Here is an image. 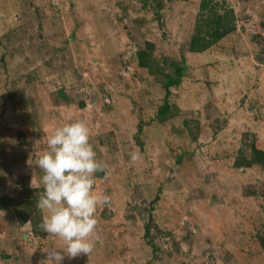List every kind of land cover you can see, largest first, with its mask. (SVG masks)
<instances>
[{
	"label": "rangeland",
	"instance_id": "obj_1",
	"mask_svg": "<svg viewBox=\"0 0 264 264\" xmlns=\"http://www.w3.org/2000/svg\"><path fill=\"white\" fill-rule=\"evenodd\" d=\"M74 120L109 201L63 264H264V0H0V264L63 251L37 162Z\"/></svg>",
	"mask_w": 264,
	"mask_h": 264
},
{
	"label": "clouds",
	"instance_id": "obj_2",
	"mask_svg": "<svg viewBox=\"0 0 264 264\" xmlns=\"http://www.w3.org/2000/svg\"><path fill=\"white\" fill-rule=\"evenodd\" d=\"M89 140L90 129L84 120L64 123L47 137V148L39 156L44 191L37 207L46 212L41 228L65 243L62 252L49 248L43 264H63L65 257L90 254L94 249L96 209L109 197L93 194L95 173L105 165Z\"/></svg>",
	"mask_w": 264,
	"mask_h": 264
},
{
	"label": "trees",
	"instance_id": "obj_3",
	"mask_svg": "<svg viewBox=\"0 0 264 264\" xmlns=\"http://www.w3.org/2000/svg\"><path fill=\"white\" fill-rule=\"evenodd\" d=\"M214 21V20H213ZM211 21V23L213 22ZM150 46V45H148ZM203 48V47H202ZM195 49L197 50V47H195ZM137 57H138V60H139V64L144 67L145 65V60L146 58H148V55L147 53H145V51H142L139 52L137 54ZM173 68H174V74H175V77L172 78L171 76H167V79H166V82H165V100H164V103H163V107H161L159 109V115L163 116L166 114L167 110H168V105H167V98L169 96V93H170V88L174 87V86H177L180 82V75H181V72L183 70L182 67H180L179 65H173ZM140 130V129H139ZM242 163H239L237 162L236 163V166L237 167H240ZM249 164V163H248ZM245 166H249V165H245ZM14 204V201L12 199H9V198H0V211H4V210H9L12 208ZM148 229L145 230V232H147Z\"/></svg>",
	"mask_w": 264,
	"mask_h": 264
}]
</instances>
